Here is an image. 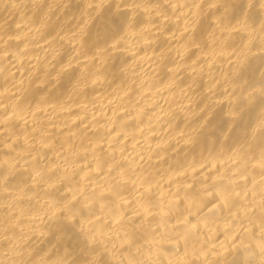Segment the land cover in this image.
<instances>
[{"label": "bare ground", "instance_id": "6f19581e", "mask_svg": "<svg viewBox=\"0 0 264 264\" xmlns=\"http://www.w3.org/2000/svg\"><path fill=\"white\" fill-rule=\"evenodd\" d=\"M0 264H264V0H0Z\"/></svg>", "mask_w": 264, "mask_h": 264}]
</instances>
